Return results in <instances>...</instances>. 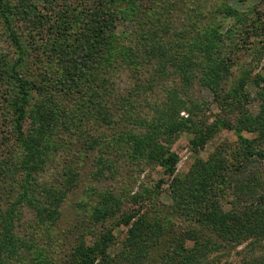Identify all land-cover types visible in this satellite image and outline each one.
<instances>
[{
    "label": "rangeland",
    "instance_id": "374dc122",
    "mask_svg": "<svg viewBox=\"0 0 264 264\" xmlns=\"http://www.w3.org/2000/svg\"><path fill=\"white\" fill-rule=\"evenodd\" d=\"M136 2L140 6L133 10L135 3L117 1L127 11L119 13L116 34L125 49H132L129 58H140L138 67L118 57L95 73L89 87L63 93L54 88L65 66L59 54L67 44L83 43L89 18L80 11L98 0H5L24 51L17 73L42 83L44 92L31 91L19 137L17 82L2 71L19 51L0 17V264H81L76 255L81 243L96 250L93 264H170L182 246H192L199 237L209 241L201 255L204 264L264 259V237L232 240L211 213L264 206V0ZM217 6L219 14L213 12ZM226 7L245 14L252 10L250 20L238 25L222 11ZM33 14L37 28L29 24ZM149 22L159 32L155 39L145 29ZM211 22L220 24L222 46L230 56L216 92L201 80L197 59L184 61L190 82L168 62L150 71L156 60L151 40L168 46L177 59L194 40L193 34L175 38L167 23L173 28L196 23L201 30ZM107 76L115 93L96 88ZM176 98L193 115L174 133L156 137L165 151L178 156L171 176L161 160L138 155L133 138L151 131L160 111ZM51 102L62 108L57 126L48 130L40 148L35 141L42 155L29 169L24 141L36 139L38 106ZM126 104L134 108L130 120L120 116ZM260 114V127L250 128ZM180 117L187 118V112ZM202 165L215 173L205 172L206 191L201 186L197 191L189 174ZM54 192L63 198L55 199ZM137 220L138 228L132 225Z\"/></svg>",
    "mask_w": 264,
    "mask_h": 264
},
{
    "label": "trees",
    "instance_id": "16d2710c",
    "mask_svg": "<svg viewBox=\"0 0 264 264\" xmlns=\"http://www.w3.org/2000/svg\"><path fill=\"white\" fill-rule=\"evenodd\" d=\"M117 1L118 0H98L99 4L94 7H82L83 10L80 12L83 13V15H86V18H89L87 26L88 35L83 39V43L77 45L76 48L67 44L64 52L61 53V56L59 54V57L62 58L58 60L65 66L62 74L58 75V78L55 81L57 86H54L55 90H64L61 92L65 93L74 90V88L76 89L78 86L84 87L86 85V87H89L92 77H94L95 73L99 70L103 73V71H105L102 69L103 66L110 64L111 60H115L118 57L126 59L125 61H129V64L133 68L136 69L138 67V64H140V58L136 56V58L132 61V59L129 58L130 51L132 49L130 47L125 49V44L120 42V37L118 34H116L119 13L121 14L127 11V8H119L117 6ZM126 1L132 4L135 3V6L132 8L133 10L136 9L137 5L140 6L136 0ZM146 1L149 2V0ZM139 2H141V0H139ZM222 11L228 17H234L238 25H241L244 21L248 22L250 20V13L252 14V10L250 13L246 12L247 14H245L240 13L236 9L230 7H226ZM213 12H215V14L216 12L218 14L221 13V6L215 7ZM33 16L34 14L32 15V20L29 21V24L34 28H37L39 25L38 20L36 19V16ZM0 17L2 18L4 24H6V30L8 31L10 41L19 51V56L16 58L15 62L11 65L5 64L6 67L3 66L2 71L8 70L9 74H11L14 80L17 82L19 99L15 101V105L18 107L16 108L17 117H15L14 120L17 133L19 137H21L24 136L22 122L25 116L24 106L30 98L31 91L38 90L39 92H44V90H41L42 83L41 85L36 82L33 83L17 73V67L20 61L23 59L24 51L22 42L18 38L13 26L11 25L12 15L9 12V8H7L5 4V0H0ZM156 23L157 24L155 25L153 22H149L145 28L146 31L150 33V36H153L154 39L158 37L159 32L152 30V26H158V29L160 28L159 31L164 30L162 29L163 26L159 21H156ZM196 23H189V25L185 28H173L172 24H166L167 30L170 29L175 35V38H184L186 35L193 34L194 40L191 39L192 44H189L187 47L188 52L184 54V57L181 56L180 59H177L175 56L171 55L169 52V47L165 46V44L155 43L151 40L148 46L151 49L152 55H156V60H154V68L150 71L152 73H156L158 68L165 67V62H168L173 66L174 72L182 74L184 81L190 82L191 76H187V70L184 61L188 59L191 64H193V60L197 59L198 65L203 66L200 70L202 73L200 76L201 80L206 85V87L216 92L219 82L224 78V75L228 71V61H230V56L227 55V53L229 49L225 45L222 46L223 37L219 30L220 24L217 26L211 22L206 28H201V30H198ZM175 45L177 44L175 43ZM120 53L123 54V56H121ZM148 56L149 54L146 55V57ZM187 65H189V62ZM107 79H109L108 76L107 78H103L99 86L96 85L97 90H103L107 93H115L114 86H110V83L108 85L109 81ZM235 91L237 90L235 89ZM66 96L67 95H65V97ZM68 97H70V95ZM164 108L165 109L163 111H160L161 117L159 116L157 124H153L149 127L151 128V131L138 137H134L133 139L135 143V151L138 153V155H146L149 159L161 160L165 171L169 172V174L172 176L176 174V163L178 161V156L177 154L170 151H165L164 148L159 144L158 140L156 141V137L160 132L172 134L175 132V130L183 127L188 122H192L193 114L192 108L187 107L186 102L181 100V98L180 100L177 98L175 100H171L170 104ZM61 109H58V105L53 104L52 102L38 106L37 114L35 116L36 122L39 123L36 139L24 141V145H26L25 147L27 149L24 165L27 168L31 169L37 164V159L40 155H42V152L39 151V148L42 145L48 130L52 126H57L56 124L58 122ZM181 112H187L188 117H180ZM133 114L134 108H132L131 105L126 104V108L122 111L120 116L124 120H130ZM163 116L166 117V120ZM262 120L261 114L258 115L257 118H253L250 128L260 127ZM223 125H226V127L229 126L227 123ZM190 131L193 134L196 133L194 130ZM203 137L204 134L200 132L198 138ZM35 141L38 143L39 148L36 146L37 144H35ZM157 155L159 156L158 158ZM204 165L194 167L193 171L189 174L191 179L190 184H196L195 190L197 191L200 190V186L202 187L203 191H206L205 182L207 181V175L205 172L208 173L209 170H212L211 173H215L214 169L204 168ZM104 194L103 196L107 197V195ZM62 195V193L54 192L55 199L58 198V196L63 198ZM59 205L60 204H56V206ZM247 207L248 208H246V210L244 209L242 212L237 213L221 212L219 210H215L211 212L213 221L215 225H218L217 227H219V229L222 230V232L232 240L252 235L263 238L264 206L250 205ZM40 208L41 207H39V209ZM39 209L37 208V210ZM57 209L58 207H55L53 210ZM7 222H11V220H7ZM139 224L140 222L137 220L132 225L133 227L137 226L138 228L140 226ZM208 242L209 241H206L204 237H199L195 240L192 246H182L174 254L173 260L170 264H204V261H202L203 257H201V255ZM95 251L96 250L94 248L86 246L84 243H81L76 247V255L81 264H93V253ZM244 264H264V259L256 258L249 260Z\"/></svg>",
    "mask_w": 264,
    "mask_h": 264
}]
</instances>
